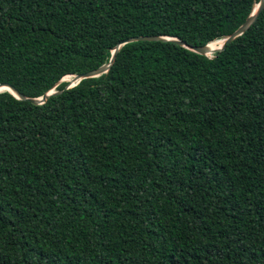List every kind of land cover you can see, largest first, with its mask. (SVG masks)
<instances>
[{
  "label": "trees",
  "instance_id": "trees-1",
  "mask_svg": "<svg viewBox=\"0 0 264 264\" xmlns=\"http://www.w3.org/2000/svg\"><path fill=\"white\" fill-rule=\"evenodd\" d=\"M258 2L0 0V264H264V7L59 82Z\"/></svg>",
  "mask_w": 264,
  "mask_h": 264
},
{
  "label": "water",
  "instance_id": "water-1",
  "mask_svg": "<svg viewBox=\"0 0 264 264\" xmlns=\"http://www.w3.org/2000/svg\"><path fill=\"white\" fill-rule=\"evenodd\" d=\"M264 7V0H259V2L253 6L251 13L247 16V19L235 30L233 31L231 34H229L228 36L222 38V42L220 44L219 47L215 48V49H211L209 47V44L205 45V46H189L186 45L183 41L174 38H168V37H158V36H153V35H139V36H134V37H130L128 40L119 43L115 48H113L111 50V55L110 58L108 60V64H103L99 67H97L96 69H92L89 70L87 72H84L81 75H75V76H70L71 79L68 80H64V78L59 81L61 82H67L68 85L65 87V89H69L75 85H77L81 80H83V78H88V77H97L103 73H107L109 68L111 67V65L113 64V59L114 56L116 54V52L119 50V48H121L123 45L131 42V41H137V40H153V41H161V42H165V41H171V42H175L178 43L180 45H183L185 47H188L191 49V51L198 53V55L200 56H205V57H209L212 54L219 52L220 50H222L227 43L231 42L233 39H235L237 36L241 35L243 32H246L248 30V28L255 22V20L257 19L258 14L260 13V11L262 10V8ZM58 82V83H59ZM57 85V84H56ZM56 85L51 88L50 90H48L47 92H44L43 94H41L40 96H38L37 98H25L24 96H22L21 94L17 93L14 88V86L8 84V83H0V88L5 87L7 88L6 90H0V92L2 91H7L9 92L11 95L14 96L15 99L18 100H25L28 101L30 104L32 105H37L40 103H43L45 101V99L51 95H54L56 93L61 92L60 90H57L55 87Z\"/></svg>",
  "mask_w": 264,
  "mask_h": 264
},
{
  "label": "bare ground",
  "instance_id": "bare-ground-1",
  "mask_svg": "<svg viewBox=\"0 0 264 264\" xmlns=\"http://www.w3.org/2000/svg\"><path fill=\"white\" fill-rule=\"evenodd\" d=\"M221 42H222V39L217 40V41H214V42H211V43L209 44V47H210L211 49H215V48H217V47L220 46ZM70 78H71V77H70ZM64 80H67V81H68V78H67V79L64 78ZM6 89H7V88H5V87L0 88V90H6Z\"/></svg>",
  "mask_w": 264,
  "mask_h": 264
},
{
  "label": "rangeland",
  "instance_id": "rangeland-1",
  "mask_svg": "<svg viewBox=\"0 0 264 264\" xmlns=\"http://www.w3.org/2000/svg\"><path fill=\"white\" fill-rule=\"evenodd\" d=\"M71 78H68V80H70ZM66 82V81H65ZM68 82V81H67Z\"/></svg>",
  "mask_w": 264,
  "mask_h": 264
}]
</instances>
